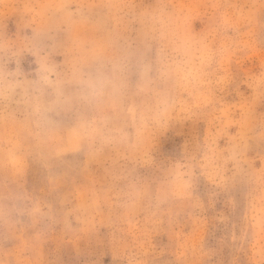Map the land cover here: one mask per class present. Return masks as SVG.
<instances>
[{"label": "rangeland", "instance_id": "374dc122", "mask_svg": "<svg viewBox=\"0 0 264 264\" xmlns=\"http://www.w3.org/2000/svg\"><path fill=\"white\" fill-rule=\"evenodd\" d=\"M0 264H264V0H0Z\"/></svg>", "mask_w": 264, "mask_h": 264}]
</instances>
